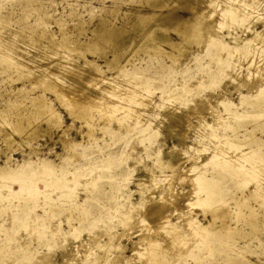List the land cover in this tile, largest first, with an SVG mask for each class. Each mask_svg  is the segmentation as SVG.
<instances>
[{
	"label": "rangeland",
	"instance_id": "1",
	"mask_svg": "<svg viewBox=\"0 0 264 264\" xmlns=\"http://www.w3.org/2000/svg\"><path fill=\"white\" fill-rule=\"evenodd\" d=\"M147 1L0 0V114L5 107L8 109L4 124L0 126V174L11 177L0 179V264H153L155 261L156 264H264V52L255 48V51L241 50V54L237 52L235 56L236 51L231 49L237 44L243 45V40L250 39L252 32L263 28L264 0H188L193 1L190 5L194 9L205 11L202 16L205 19H202L208 25L202 22L194 35L195 41L188 46L191 49L188 48L176 64L163 55L148 54L143 48L134 49L132 44L122 58L130 59L128 70L122 73L129 82L120 79L118 84L125 83L131 89L138 83L134 87L139 91L135 92H145L137 94L136 101L133 98L136 103L128 95L125 96L130 98L129 102L125 96L116 98L113 95L115 100L113 96H106L110 107L119 104L130 110L115 109L107 114L111 119L100 118L98 111H92L91 136L85 135L87 127L82 120L72 119L55 101V109L63 122L60 130L48 129L47 120L41 117L32 120L30 129L24 133L18 134L11 129L18 120L7 105L20 95L17 90L24 87L30 96L41 92L32 87L31 79L33 72L48 65L43 60L49 54L48 49L43 48L47 40L40 37L42 33L53 32L60 38L57 21H61L62 29L70 33L80 18L89 31L81 34L79 40L87 42L85 39L91 37L90 30L101 17L108 19L111 15L118 27L123 23V13L148 10ZM234 7L240 16L245 15L243 21L231 20L225 12ZM177 12L188 17L187 11L178 8ZM259 20H262L261 24ZM212 26L215 33L210 35L207 32ZM170 33L177 39L173 32ZM217 39L225 42L224 45L216 44ZM253 42L258 43L255 39ZM105 46L102 53L110 59L113 49L109 44ZM164 48L168 50L167 46ZM17 52L28 59L34 57L27 62L19 54L18 58ZM71 54L75 58V54ZM10 56L13 61H9ZM101 56L97 59L98 64L104 65ZM28 63L32 66H27ZM77 63L82 64V61ZM253 68L259 69L257 73H260L256 74ZM116 73L115 70L108 71L106 76L112 77ZM256 75L262 79L253 84L251 80L254 81ZM247 80L254 86L251 87ZM244 86L249 91L257 88L249 92ZM46 96L54 99L51 94L46 93ZM119 98L120 102L123 99L122 105L117 104ZM21 111L25 112L23 108ZM36 132L40 134L34 135ZM6 133L14 142L12 147L4 141ZM214 153H217L215 157ZM171 155L177 160L175 167L171 166L174 169L169 167ZM222 160H225L223 164ZM248 166H252V170L255 168L253 172ZM239 168H244L245 172L249 170V177ZM188 170L192 172L188 173ZM254 190H259V194ZM199 198L207 201L202 202ZM219 204L227 208L220 209ZM189 206L193 207L190 209ZM209 209L220 213L215 216L216 213L210 214ZM128 210L134 211L133 216L139 212L133 217ZM182 211L188 214V219ZM221 211L225 216L228 214L227 217L219 218ZM124 215L130 218L126 219L127 223ZM55 229L62 233L54 232ZM186 237H190L189 240ZM97 242L102 243L98 245ZM40 258L47 261L39 263Z\"/></svg>",
	"mask_w": 264,
	"mask_h": 264
},
{
	"label": "bare ground",
	"instance_id": "2",
	"mask_svg": "<svg viewBox=\"0 0 264 264\" xmlns=\"http://www.w3.org/2000/svg\"><path fill=\"white\" fill-rule=\"evenodd\" d=\"M194 1V0H193ZM191 1V2H193ZM148 4H149V9L146 10V11H143V12H136V13H132V14H129V13H123L122 16H121V19L123 20V23L118 26V27H115L114 23H113V18L110 16H108L109 18L111 19H107V18H103L101 17L99 19V22L90 30V33H91V37L89 38H86L85 40H87V42H80L79 40V36L82 34V35H85L88 30V28L84 25V22L82 21V19L78 18L76 23L74 24V30L72 32H65L63 29H62V23L61 21H57V24L59 26V30H60V38H56L55 37V34L53 32H49L48 34L46 33H42L40 35V37H43V38H46L47 42L45 44H43V48H47L46 50L48 51V54H49V57H47L46 55L44 56L45 58L43 59L44 61H46V63H48V65L46 64L45 66L43 67H40L38 68L37 70V73L36 72H33L32 74V79H31V83H32V87H35V88H39L41 90L40 93H38L37 95L35 96H30V94L28 93L29 91L25 90L24 87L22 88H19L17 91L18 93H20V95L15 98L13 101H10V103L7 105L8 108L11 109V112L12 114L17 118L18 120V123L11 127L12 131L13 132H16L18 134L20 133H24V131L28 128L30 129L29 127L32 125L31 121L32 120H35L37 118H45L47 121H46V124H47V128L48 129H52L53 127L56 128V129H61L62 128V118H60V115H59V112L57 113L56 109H55V105H54V101L57 102L60 106L64 107L68 113V115L70 117H72V119H79V120H82L85 124V126L87 127V132H85V135H87L88 137L91 136V130H92V127H93V124H92V116H91V112L96 110L98 111V113L100 114V118L101 117H109L107 116V114H109L111 111L113 112L115 109H117V111H121L124 109V111L126 110H130V107L127 108V106H119L118 102H120V98L121 96H125V95H128V96H132L131 99L132 101L134 102L133 98L137 99V94H140V93H144L145 91L143 92H140V93H137L139 91V89L137 90L135 87H137L138 83H135L133 84V88L129 89L130 85H125V83H122V84H118L119 80H125L127 82V80L125 78H127V76H124V74L126 73V71L128 70L127 69V66L130 64V59H128L127 57H125V59H122L124 57V53L125 51L132 46V44L135 46L134 49L136 47L138 48H143L145 50V52H147L148 54H152V55H156L158 54V56L160 55H163L165 58H169L171 60V63L172 64H176V60L179 59L181 56H183V54L185 53V51L189 48L188 46L193 43L195 41V33L198 32L201 28V24L203 22V19L204 16L203 13L205 12L204 10H200V9H196L197 7H195V9L190 5L191 2H189L188 0H148L147 1ZM197 2V1H196ZM240 2V1H239ZM205 3V1H204ZM198 4V3H197ZM199 7H200V4H198ZM202 6V5H201ZM205 7V5H204ZM181 9L183 11H187L188 13V17H182L181 15H179V13L177 12V10ZM235 8V9H234ZM234 8H231L230 10H226L225 12L228 14V16H230L229 18L231 20H239V21H243L244 19V16L242 14V16H240L241 13H239V11L237 10L236 7ZM205 9V8H204ZM213 9V8H212ZM262 9V7H261ZM253 10V9H252ZM115 11V10H114ZM130 15V16H128ZM114 16V15H113ZM219 16V15H218ZM205 19V18H204ZM258 19H262V18H258ZM208 20V19H206ZM204 20V21H206ZM212 21V20H211ZM217 21V20H216ZM262 21V20H261ZM261 21L259 20V23L261 24ZM204 23V22H203ZM207 23V22H206ZM204 23L205 25H208ZM213 25V23L211 24ZM263 25V28L258 31H254L252 32V35L250 37V39H246V40H243V45H240V44H237L235 46H233L231 49L236 51L234 53L237 54V52L239 53L241 50H254L255 48H259V51L261 52H264L263 51V45H264V23L262 24ZM46 27V24L44 25ZM204 26V25H203ZM202 26V28H203ZM216 26V24H215ZM215 26H214V29L215 30ZM207 27V26H206ZM217 27V26H216ZM47 28V27H46ZM212 27H210V30L207 32V33H213L214 31H212ZM207 30V28H204ZM203 29V30H204ZM208 29H209V26H208ZM202 30V31H203ZM201 31V32H202ZM170 32H173V34L176 36L177 39H173L171 36H170ZM217 32V30H216ZM215 33V32H214ZM203 34V33H202ZM202 34H200L202 36ZM206 34V33H205ZM216 37V36H215ZM204 38H206V36L204 35ZM203 38V39H204ZM209 38V37H208ZM211 38V37H210ZM198 39V38H197ZM234 39V38H233ZM253 39L257 40L258 43H254L253 42ZM206 40V39H204ZM218 40V39H217ZM237 40V39H236ZM241 41V40H240ZM253 43H252V42ZM197 42V41H196ZM204 42V41H203ZM207 42V41H206ZM216 42V41H215ZM202 43V42H201ZM209 43V42H208ZM222 43H225L223 41H220L218 40L216 44H222ZM105 44H109L112 49H113V53L111 55V58L110 59H107L105 58V54H103L102 52L104 51V47ZM206 44V43H204ZM215 44V43H214ZM224 45V44H222ZM258 45V46H256ZM168 48V50H165L164 47ZM80 47V48H79ZM204 47V45L201 46V48ZM21 48V47H20ZM24 49V47L22 48ZM191 49V48H189ZM45 50V51H46ZM204 50V49H203ZM231 50V51H232ZM10 51V50H9ZM20 51V50H19ZM47 51L46 53L43 52V54H47ZM255 51V50H254ZM23 52V51H22ZM41 52V53H42ZM252 52V51H251ZM14 53V51H13ZM21 52H17L15 53L16 56L19 58V56L23 57V55L20 54ZM71 53H74L75 54V58L72 56L71 57ZM247 53V52H245ZM257 53V52H256ZM259 53V52H258ZM19 54V56H18ZM40 54V51L37 55ZM42 54V55H43ZM88 54L89 56L91 55V57L89 58L88 57ZM241 54V53H239ZM238 54V55H239ZM10 55V54H9ZM31 55H35V53L33 54V52H31ZM37 55H35L37 57ZM103 55V64L104 65H101V64H98V58H102ZM249 55V53H248ZM256 55V54H255ZM258 55V54H257ZM256 55V58H258L260 56V53H259V56L257 57ZM264 54L262 53V56ZM56 56V57H54ZM236 56V55H235ZM234 56V57H235ZM247 55H245L244 57H246ZM16 57V58H17ZM28 57V56H27ZM26 56L23 57L25 59V61L27 62H30L32 60V58L29 57V59L27 58ZM241 57V55H240ZM250 57V56H249ZM252 57H254L253 59H255V56H253L252 54ZM14 58V56H13ZM41 58V57H40ZM43 58V57H42ZM238 58V56H237ZM236 58V59H237ZM242 58V57H241ZM241 58H239V60H241ZM248 59V57H246ZM261 58V57H260ZM9 61H13L12 59V56H10L9 58ZM252 59V61H253ZM22 60V59H21ZM41 60V59H40ZM42 60V61H43ZM78 60H81L82 61V64H78L77 61ZM249 60V59H248ZM247 60V61H248ZM259 60V58H258ZM257 60V61H258ZM262 60V59H261ZM260 60V61H261ZM23 61V60H22ZM35 61V60H33ZM39 61V60H38ZM246 61V60H245ZM246 61V63H247ZM250 62H252L251 60H249ZM248 61V62H249ZM260 61H258L260 63ZM264 61V60H263ZM26 62V64H27ZM237 62H238V59H237ZM249 62V64H250ZM256 63V60L254 61ZM257 62V63H258ZM21 63V62H20ZM24 63V62H23ZM36 63V62H35ZM242 63V62H241ZM244 63V62H243ZM258 63V65H259ZM261 63H263L261 61ZM16 65V63H14ZM29 64L31 65L32 63H28L27 66H29ZM264 64V63H263ZM14 65V66H15ZM43 65V64H42ZM106 65V67H105ZM109 65H112L109 66ZM256 65V66H258ZM19 66V64L17 65ZM22 66H24L22 64ZM26 66V67H27ZM32 66V65H31ZM255 66V67H256ZM35 67V65H34ZM37 67V66H36ZM252 67V66H251ZM261 68V65L259 66ZM105 68V69H103ZM248 68V67H247ZM258 68V67H257ZM264 68V67H262ZM253 69H256V68H253ZM252 69V71H253ZM35 70V69H34ZM33 70V71H34ZM116 71V75L113 77H108L106 76V72H110V71ZM237 70V69H236ZM36 71V70H35ZM257 71H260L259 69L257 70L256 69V74H259L257 73ZM262 71V70H261ZM264 71V69H263ZM263 71L261 73H263ZM31 72V71H30ZM28 71V73H30ZM255 72V71H254ZM27 72L25 73L26 75L28 74ZM112 73V72H111ZM124 73V74H122ZM230 73V72H229ZM232 73V72H231ZM234 73V72H233ZM31 74V73H30ZM25 75V76H26ZM127 75V74H126ZM235 75V74H234ZM254 75V74H253ZM257 76V75H256ZM256 76H251V77H256ZM262 76V75H260ZM237 78V77H236ZM259 78V79H258ZM117 79V80H116ZM250 79V77H249ZM262 79V78H261ZM261 79L260 77L257 76L256 79H254V81L251 80V83L253 82H261ZM120 80V82H121ZM130 80V79H129ZM260 80V81H258ZM248 81V80H247ZM124 82V81H123ZM129 82V81H128ZM127 82V83H128ZM246 82V81H245ZM244 82V83H245ZM249 83V81H248ZM246 84V83H245ZM250 84V83H249ZM254 84V83H253ZM262 84V83H261ZM256 85V84H255ZM258 85V84H257ZM135 86V87H134ZM251 86V84H250ZM254 86V85H252ZM251 86V87H252ZM246 88V86H244ZM142 88V86H141ZM255 89L257 88L256 86L254 87ZM254 88L252 90H254ZM263 89V87H261ZM260 88L259 91H261L262 89ZM143 89V88H142ZM247 89V88H246ZM248 89H249V85H248ZM247 89V90H248ZM137 90V92H135ZM141 90V89H140ZM251 90V91H252ZM249 91V90H248ZM249 91V92H251ZM253 92V91H252ZM258 92V91H257ZM46 93L48 94H51L54 99H50L46 96ZM147 93V92H146ZM115 96L116 98L120 97L119 98V101H117V104L116 105L117 107H115V105H113L112 107H110L109 104H107L106 102H108L107 99H105L106 96ZM142 95V94H140ZM114 96L112 97L114 100ZM144 96V95H143ZM146 96V95H145ZM126 97V96H125ZM141 97V96H139ZM138 97V98H139ZM111 98V100H112ZM128 97L124 98V99H127ZM146 98V97H145ZM148 98V97H147ZM129 99V100H128ZM127 101L129 102L130 101V98H128ZM135 99V101H136ZM150 99V98H149ZM138 100H143V99H138ZM137 100V103H140V101ZM146 100V99H145ZM148 100V99H147ZM115 101V102H116ZM126 101V102H127ZM144 101V100H143ZM123 102V99L122 101ZM120 102V104L122 105V103ZM127 102V103H128ZM133 102H131L130 104H132ZM28 103V104H27ZM125 103V102H124ZM123 103V105H124ZM136 103V102H134ZM112 104H114L112 102ZM116 104V103H115ZM109 105V106H108ZM125 105H128V104H125ZM210 105V104H208ZM130 106V105H129ZM20 108H23V112L22 111L20 112ZM119 108L121 110H119ZM217 108V107H216ZM214 109V108H213ZM115 111V112H117ZM7 112H8V109L5 107V110L3 112H1L0 114V126H2L4 124V118L7 116ZM111 112V113H112ZM122 112V111H121ZM128 112V111H127ZM126 112V113H127ZM130 112V111H129ZM133 112V111H132ZM125 113V112H124ZM212 113H215V112H212ZM114 114V113H113ZM111 114V115H113ZM187 114V113H186ZM128 115V114H127ZM115 116V115H113ZM216 116V115H215ZM214 116V117H215ZM254 116V115H253ZM188 117V116H187ZM110 118V117H109ZM107 118V119H109ZM139 118V117H138ZM106 119V120H107ZM111 119V118H110ZM105 120V118L103 119ZM214 120V119H213ZM138 121V120H137ZM215 121H216V118H215ZM205 123V122H204ZM214 123V122H213ZM218 123V121H217ZM215 126H216V123H214ZM212 124V125H214ZM140 125V124H139ZM209 125V124H208ZM211 126V125H210ZM214 126V127H215ZM209 127V126H208ZM220 127V126H219ZM217 128V127H215ZM213 128V129H215ZM197 129V128H196ZM64 130V129H63ZM62 131V130H61ZM65 131V130H64ZM38 135L40 133L37 134L34 133V135ZM91 134V135H90ZM9 134L6 133L4 135V141L7 143L8 146L12 147V144L14 145V142L10 140L9 138ZM36 137V136H35ZM41 137V136H40ZM32 139V138H31ZM258 139V138H257ZM205 140V139H204ZM217 140V139H216ZM221 142V141H220ZM224 142V141H223ZM217 146V145H216ZM219 146V145H218ZM222 147V146H221ZM9 148V147H8ZM218 148V147H217ZM217 148L215 150H217ZM223 148V147H222ZM221 149V148H220ZM214 150V152H215ZM226 151V150H225ZM172 152V150H171ZM174 152V151H173ZM219 151H217L218 153ZM223 152V151H222ZM220 152V153H222ZM228 152V151H226ZM175 153V152H174ZM217 153H214V157H215V154L217 155ZM224 153V152H223ZM229 153V152H228ZM236 154V153H235ZM170 155V153H169ZM219 155V154H218ZM224 156H226L225 154H223ZM233 155V154H232ZM172 156V155H171ZM224 156H221L220 157H224ZM234 156V155H233ZM245 156V155H244ZM169 157V156H168ZM167 157V159H169ZM176 157V155L174 156ZM213 157V156H212ZM171 158V157H170ZM180 158V157H179ZM218 158V157H216ZM230 158V156H229ZM238 158V157H237ZM235 157V159H237ZM173 156L172 158L169 160V167L173 166L175 167L174 165L176 164V161L175 159L173 160ZM222 159H225V158H222ZM228 159V158H226ZM213 160L216 162V159L213 158ZM220 160V159H218ZM185 161V160H184ZM223 161L225 160H222V164L224 163ZM227 161V160H226ZM248 161V160H247ZM218 162V161H217ZM249 162V161H248ZM220 163V161H219ZM238 163V162H237ZM244 163V162H243ZM242 163V164H243ZM182 164V163H181ZM184 164V163H183ZM221 164V165H222ZM226 164V163H225ZM224 164V165H225ZM231 164V163H230ZM177 165H178V162H177ZM244 165V164H243ZM246 165V164H245ZM244 165V166H245ZM166 166V165H165ZM192 166V165H190ZM226 166V165H225ZM228 166V165H227ZM239 166V164H238ZM237 166V167H238ZM256 166V165H255ZM260 166V165H259ZM177 167V166H176ZM179 167H180V164H179ZM178 167V168H179ZM236 167V166H235ZM247 167V166H246ZM245 167V168H246ZM249 167V166H248ZM172 168V167H171ZM177 168V169H178ZM183 168V167H181ZM241 168V167H240ZM239 170L242 172V170L244 169H240ZM251 168L250 170L253 172V169L252 170V166L249 167ZM257 168V167H256ZM167 169V168H166ZM174 169V168H172ZM236 169V168H235ZM259 169V168H258ZM182 170V169H181ZM187 170V169H186ZM172 171V170H171ZM174 171V170H173ZM176 171V170H175ZM174 171V172H175ZM189 171V170H188ZM244 171V170H243ZM249 170H246V172H242L243 173H246V175H248L247 173H250L247 172ZM262 171V170H261ZM181 172V171H180ZM185 172V171H184ZM192 171H189L188 173H190ZM200 172V171H199ZM199 172H197L196 174L199 175ZM257 172V171H255ZM176 173V172H175ZM182 173V172H181ZM187 173V172H186ZM171 174H173V172H171ZM177 174V173H176ZM185 174V173H183ZM204 174V172H203ZM261 174V173H260ZM150 175V174H149ZM178 175V174H177ZM180 175V174H179ZM178 175V176H179ZM182 175V174H181ZM192 175V174H191ZM201 175V174H200ZM251 175V174H250ZM165 176V175H164ZM167 176V175H166ZM153 177V176H152ZM177 177V176H176ZM181 177V176H180ZM183 177H186V176H182ZM188 177V176H187ZM186 177V178H187ZM201 177V176H200ZM246 177V176H245ZM249 177V175L247 176ZM11 177H8V176H5V175H1L0 174V179L1 180H7V179H10ZM169 178V177H168ZM181 178V179H182ZM251 178V177H250ZM191 179V177H190ZM255 179V178H254ZM187 179H185L184 181H186ZM192 183H193V180H191ZM190 181V182H191ZM204 182V181H202ZM140 183V182H139ZM155 184V183H153ZM170 184V182H169ZM172 185V184H171ZM196 185V184H194ZM168 187L170 188V186L168 185ZM192 187V186H191ZM195 187V186H194ZM193 187V188H194ZM198 187V186H197ZM197 187L194 189L196 191ZM168 188V189H169ZM175 188V187H174ZM177 188V187H176ZM206 188V187H204ZM166 190V187L164 188ZM173 189V187H172ZM192 189V188H191ZM164 190V191H165ZM170 190V189H169ZM177 190V189H176ZM198 190V189H197ZM173 191V190H172ZM258 191V194H259V190H256ZM254 190V192H256ZM174 192V191H173ZM193 192V191H192ZM161 193V192H160ZM169 193V192H167ZM197 193V191H196ZM260 193H262L260 191ZM148 194V193H147ZM166 194V192H165ZM176 194V192H175ZM162 195V194H160ZM164 195V194H163ZM173 195V194H172ZM261 195V194H260ZM264 195V194H263ZM152 196V195H151ZM174 196V195H173ZM179 196V195H177ZM186 196V195H184ZM188 196V195H187ZM196 196V195H195ZM203 196V195H201ZM200 196V197H201ZM259 196V195H258ZM159 197V196H158ZM166 197V196H165ZM169 197V196H167ZM170 197H171V194H170ZM169 197V198H170ZM175 197V196H174ZM205 197V196H204ZM211 197V196H210ZM142 198V197H141ZM152 198V197H151ZM157 198V197H156ZM161 198V197H160ZM183 198V197H181ZM180 198V199H181ZM198 198V196H197ZM207 199L209 197H206ZM149 199V198H147ZM153 199V198H152ZM168 199V198H167ZM176 199V197H175ZM179 199V198H177ZM184 199V198H183ZM192 199V198H191ZM194 199V198H193ZM196 199V198H195ZM207 199H200V201L202 202H205L207 201ZM146 200V198H145ZM156 200V199H155ZM161 200V199H160ZM162 200H165V198H163ZM169 200V199H168ZM171 200V199H170ZM169 200V201H170ZM185 200V199H184ZM142 201V200H141ZM147 201V200H146ZM158 201V200H156ZM178 201V200H176ZM180 201V200H179ZM178 201V202H179ZM194 201V200H193ZM144 202V201H143ZM149 202V200H148ZM147 202V203H148ZM154 202V200H153ZM152 202V203H153ZM173 202V201H172ZM186 202V201H185ZM195 202V201H194ZM140 203V201H139ZM145 203V202H144ZM150 203V202H149ZM148 203V204H149ZM159 203H162V202H159ZM165 203V201H164ZM191 203V201L189 202V204ZM146 204V203H145ZM147 204V205H148ZM154 204V203H153ZM156 204H158L156 202ZM155 204V206H156ZM167 204V201L166 203ZM177 204V203H176ZM180 204V203H179ZM151 205V203H150ZM149 205V206H150ZM164 205V204H162ZM162 205H159V206H162ZM169 205V204H167ZM173 205V204H172ZM194 205V203L192 204ZM199 205V204H198ZM221 206V204H219ZM139 206H141L139 204ZM145 206V205H143ZM141 206V207H143ZM166 206V205H165ZM179 206V205H178ZM176 206V207H178ZM225 207V205L222 204L221 208L222 207ZM125 207V206H124ZM132 207V206H131ZM158 207V206H157ZM190 207V206H189ZM193 207V206H191ZM190 207V209H191ZM199 207V206H198ZM134 210L136 207H134ZM132 208V210H133ZM139 208V207H138ZM156 208V207H155ZM164 208H167V207H164ZM169 208V207H168ZM188 208V207H187ZM214 208V207H213ZM218 208V207H217ZM227 208V207H225ZM137 209V208H136ZM141 209V208H140ZM150 209V208H149ZM162 209V208H160ZM177 209V208H175ZM174 209V210H175ZM179 209V207H178ZM182 209V208H181ZM203 209V208H202ZM206 209V207H205ZM211 209V208H210ZM209 209V210H210ZM215 209V208H214ZM130 210V209H129ZM129 214L132 215V211H129ZM139 210V209H138ZM146 210H147V207H146ZM168 210V209H167ZM185 210V209H184ZM204 210V209H203ZM213 210V209H211ZM210 210V211H211ZM217 210V209H216ZM219 210V209H218ZM217 210V211H218ZM230 210V209H229ZM156 211V210H155ZM162 211V210H161ZM160 211V213H161ZM164 211V210H163ZM177 211V210H176ZM207 211V210H206ZM209 211V212H210ZM214 211V210H213ZM213 211L210 212L213 213ZM127 212V213H128ZM139 212V211H138ZM138 212L136 214H138ZM159 212V211H158ZM165 212V211H164ZM162 212V213H164ZM174 212V211H173ZM179 212V211H178ZM177 212V213H178ZM183 212V215L186 214V212L182 211ZM230 212V211H229ZM126 213V214H127ZM158 213V216H160ZM175 213V212H174ZM176 213V214H177ZM185 213V214H184ZM188 213V212H187ZM216 213V211H215ZM213 213V214H215ZM220 213V211L218 213L215 214V216H218V214ZM222 213V211H221ZM224 213V211H223ZM220 214L221 217L219 218H223L224 217H227V215L225 216L224 214ZM127 215V216H130V215ZM134 213L135 216L133 217H136V215ZM140 214V213H139ZM153 214V213H152ZM156 214V213H155ZM192 214V213H191ZM225 214H226V211H225ZM251 214V213H250ZM223 215V216H222ZM231 215V213H230ZM252 215V214H251ZM125 216V215H124ZM149 216H151L149 214ZM163 216V215H162ZM161 216V217H162ZM179 216V215H177ZM188 216V214L185 215V217ZM189 216H191L189 214ZM214 215H212L213 217ZM215 216L213 217V219H215ZM132 217V218H133ZM157 217V216H156ZM159 217V219L161 218ZM180 217V216H179ZM211 217V218H212ZM125 218L124 220H126V216L123 217ZM182 218V217H181ZM188 219V217H186ZM185 218V219H186ZM218 218V217H217ZM218 218V220H219ZM130 219V218H129ZM150 219H152V217H150ZM163 219V218H162ZM179 219V218H178ZM177 219V220H178ZM191 219V218H190ZM194 219V218H193ZM123 220V221H124ZM132 220V219H131ZM154 220L156 221V218L154 216ZM181 221V219H179ZM217 220V219H216ZM223 220V219H222ZM221 220V221H222ZM224 220L226 221V219L224 218ZM148 221V219H147ZM146 221V222H147ZM161 221V219H160ZM163 221V220H162ZM168 220H166L164 223H166ZM184 221V219H183ZM189 221V220H187ZM192 221V220H191ZM190 221V222H191ZM130 222V220H129ZM149 222V221H148ZM193 222V221H192ZM214 222V221H213ZM229 222V221H228ZM227 222V224H228ZM126 223H127V220H126ZM158 223V220L157 222ZM156 223H155V227H156ZM163 223V222H162ZM163 223V224H164ZM169 223V222H168ZM167 223V224H168ZM185 223V222H184ZM189 224V222H187ZM221 223V222H219ZM226 223V222H225ZM129 224V223H128ZM141 224V223H140ZM147 224V223H146ZM154 224V223H153ZM161 224V222H160ZM162 224V225H163ZM173 224V223H172ZM209 224H211V222H209ZM224 224V223H222ZM226 224V226L228 227V225ZM166 225V224H165ZM164 225V226H165ZM171 225V224H170ZM175 225V224H174ZM187 225V224H186ZM196 225V224H195ZM167 226V225H166ZM172 226V225H171ZM193 225H191L190 227H192ZM225 226V224H224ZM160 227V225H159ZM177 228V226H175ZM202 226L198 227V228H201ZM218 227V226H217ZM172 229L174 227H171ZM179 228V227H178ZM185 227H183L184 229ZM188 228V227H187ZM194 228V227H193ZM219 228V227H218ZM29 229V228H28ZM53 229V228H52ZM181 229L183 232L184 230ZM197 229V228H196ZM221 229V228H220ZM227 229V228H226ZM159 230V229H158ZM175 230V229H174ZM181 230H180V233H181ZM194 230V229H193ZM201 230V229H199ZM53 232V230H51ZM57 231H60L58 229H55L54 232H57ZM101 231V230H99ZM103 231V230H102ZM105 231V230H104ZM141 231V230H140ZM156 231V230H155ZM173 231V230H172ZM171 231V233H172ZM179 231V230H178ZM186 231H190V230H186ZM196 231V230H195ZM213 231V229H212ZM108 232V231H107ZM60 233H62L60 231ZM60 233L58 232V235H60ZM101 233V232H100ZM99 233V234H100ZM178 233V232H177ZM176 233V234H177ZM179 233V235L181 236V234ZM190 233V232H189ZM52 234V233H51ZM55 234V233H53ZM95 234V233H94ZM99 234L97 233V237L99 236ZM142 234V233H141ZM144 234V233H143ZM170 234V233H169ZM184 234V233H183ZM200 234V232H199ZM57 235V234H56ZM62 235V234H61ZM103 235V234H102ZM157 235V234H156ZM168 235V234H167ZM166 235V238L170 240V237L168 238ZM175 235V234H173ZM173 235L171 237H173ZM178 235V234H177ZM176 235V236H177ZM178 235V236H179ZM187 235V233H185V236ZM190 236V234H188ZM197 235V234H196ZM53 236V235H52ZM146 236V235H145ZM177 236V237H178ZM179 236V237H180ZM184 235H182V238L185 237ZM56 237V236H54ZM53 237V238H54ZM96 237V234L95 236ZM101 237V236H100ZM98 237V238H100ZM153 237V236H152ZM176 237V238H177ZM178 237V238H179ZM203 237V236H202ZM201 237V238H202ZM111 238V237H110ZM140 238H141V235H140ZM139 238V239H140ZM145 238V237H143ZM174 238V239H176ZM187 238V237H186ZM190 238V237H188ZM187 238V239H188ZM58 239V238H57ZM94 239V238H93ZM96 239V238H95ZM94 239V240H95ZM101 239V238H100ZM99 239V240H100ZM153 240V238H151ZM186 239V240H187ZM98 240V241H99ZM109 240V239H108ZM180 240V238L178 239ZM183 240V239H182ZM185 240V239H184ZM183 240V241H184ZM189 240V239H188ZM111 241V239H110ZM109 241V242H110ZM151 241V240H150ZM175 241V240H174ZM173 241V242H174ZM181 241V240H180ZM108 242V241H107ZM106 242V243H107ZM108 242V243H109ZM153 242V241H152ZM158 241H156L157 243ZM176 242V241H175ZM101 244L100 242H97V244ZM105 243V244H106ZM108 243L106 245H108ZM182 244V241L180 242ZM98 244V245H99ZM113 244V243H111ZM179 244V245H181ZM184 244V243H183ZM189 244V243H188ZM188 244H185L187 246V249H188ZM153 245H155L153 243ZM160 245V243H159ZM175 245V243H174ZM178 245V246H179ZM190 245V244H189ZM114 246V245H113ZM152 246V245H151ZM156 246V245H155ZM177 246V247H178ZM105 247V246H104ZM112 247V246H111ZM158 247V246H157ZM167 247V246H166ZM109 248V247H107ZM117 248V246H116ZM151 248V247H150ZM153 248V247H152ZM151 248V249H152ZM180 248V247H178ZM178 248H176V250H179ZM184 248V247H182ZM181 248V250H182ZM104 249V248H103ZM157 249V248H156ZM155 249V250H156ZM160 250V248H158ZM110 250V249H109ZM175 250V249H174ZM89 251V250H88ZM106 251V249H105ZM104 251V252H105ZM154 251V250H153ZM185 251V250H184ZM151 252V251H150ZM161 252V251H160ZM107 253V251H106ZM157 253V252H154V254ZM184 253V252H183ZM153 254V253H152ZM158 254V253H157ZM162 253H160L159 255H161ZM180 254H182V251H180ZM103 255V253H102ZM108 255V253H107ZM141 255V254H140ZM40 256V254L38 255ZM104 256V255H103ZM155 256V255H153ZM42 257V256H41ZM157 257V256H156ZM162 257V256H161ZM160 257V259H161ZM39 258V257H37ZM104 258V257H103ZM110 259V258H109ZM126 259V257H125ZM131 259V258H129ZM145 259V258H144ZM157 259V258H156ZM41 260V258H40ZM42 260H46V258L42 259ZM38 260V262H42ZM96 260V259H95ZM111 260V259H110ZM118 260V259H117ZM128 260V259H127ZM151 260V259H150ZM148 260V261H150ZM162 260V259H161ZM160 260V261H161ZM35 261V260H34ZM32 261V262H34ZM47 261V260H46ZM132 261V260H130ZM159 261V260H158ZM163 261V260H162ZM165 261V260H164ZM163 261V262H164ZM115 262V261H114ZM113 262V263H114ZM119 262V261H118ZM129 262V261H128ZM127 262V263H128ZM154 262V260H153ZM156 262V261H155ZM153 263V264H156V263ZM45 263V262H44ZM43 263V264H44ZM48 263V262H47ZM102 263V262H101ZM117 263V262H116ZM124 263V262H123ZM149 263V262H148ZM147 263V264H148ZM158 263V262H157ZM42 264V263H41ZM115 264V263H114ZM119 264V263H118ZM126 264V263H125ZM144 264V263H143ZM152 264V263H151ZM158 264H167L166 262L165 263H158ZM176 264V263H175Z\"/></svg>",
	"mask_w": 264,
	"mask_h": 264
}]
</instances>
